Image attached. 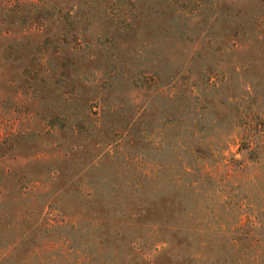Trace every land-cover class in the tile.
<instances>
[{
  "label": "rangeland",
  "instance_id": "rangeland-1",
  "mask_svg": "<svg viewBox=\"0 0 264 264\" xmlns=\"http://www.w3.org/2000/svg\"><path fill=\"white\" fill-rule=\"evenodd\" d=\"M8 247L264 264V0H0Z\"/></svg>",
  "mask_w": 264,
  "mask_h": 264
},
{
  "label": "trees",
  "instance_id": "trees-1",
  "mask_svg": "<svg viewBox=\"0 0 264 264\" xmlns=\"http://www.w3.org/2000/svg\"><path fill=\"white\" fill-rule=\"evenodd\" d=\"M248 155H250V153H247ZM253 164H256V161H251ZM17 249V247H8L6 250H3L0 253V264H2V259L4 258L6 255H12V253Z\"/></svg>",
  "mask_w": 264,
  "mask_h": 264
}]
</instances>
